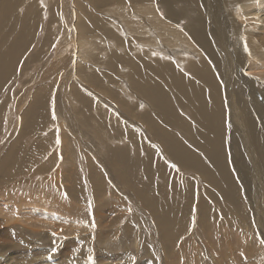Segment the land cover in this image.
<instances>
[{
	"label": "rangeland",
	"instance_id": "374dc122",
	"mask_svg": "<svg viewBox=\"0 0 264 264\" xmlns=\"http://www.w3.org/2000/svg\"><path fill=\"white\" fill-rule=\"evenodd\" d=\"M76 1L0 0V25L7 26L0 57L28 24L33 26L25 6L34 2L38 10L32 20L38 25L32 42L23 45L0 82V241L10 246L0 253V264H82L87 257L96 264L128 259L134 264L136 258L141 264H263L264 251L257 255L254 249L261 242L249 239L234 220H219L213 210L216 202L207 199L210 211L200 213L198 199L182 195L206 186L216 193L221 189L189 166H181L144 122L151 107L144 91L133 85L134 81L144 85L143 72L140 76L135 72L144 67H132V74L122 59L127 50L108 49L98 31L87 45L88 59L78 58ZM226 7L231 14V7ZM70 12L75 15L72 19ZM97 15L111 19L113 13L102 7ZM251 22L258 29L264 26V12L242 24ZM236 36L244 39L242 34ZM177 51L166 53L174 57ZM130 52L135 66L146 62L144 52ZM158 56L169 57L154 54L151 60L161 63ZM255 77L264 82V73ZM125 82L130 93L121 87ZM258 87L264 92V84ZM154 115L160 130L170 129L163 116ZM184 143L193 147L189 139ZM121 148L128 154L125 163L132 162L127 176L133 182L139 177L144 184H127L117 170ZM155 161L166 165L165 173ZM168 204L176 207L179 217L165 215L163 223L169 221L170 228H161L151 213ZM221 209L230 211L224 205ZM201 214L208 219L202 220ZM180 219L185 225L174 227ZM252 245L254 250L247 252ZM73 249L77 253L70 252Z\"/></svg>",
	"mask_w": 264,
	"mask_h": 264
},
{
	"label": "bare ground",
	"instance_id": "6f19581e",
	"mask_svg": "<svg viewBox=\"0 0 264 264\" xmlns=\"http://www.w3.org/2000/svg\"><path fill=\"white\" fill-rule=\"evenodd\" d=\"M87 1L88 4L77 0L73 7L77 14L76 41L77 51L80 52L78 58L88 59L87 45L91 42L90 38L93 36L91 34L94 31L102 35L101 43L105 42L108 49L127 50V56L122 59L131 66L132 74V67L135 69L144 67V71L139 69L135 71L137 76L143 72L144 85L133 82L141 93L144 91V97L148 100L146 103L151 107L150 111L144 114V122L148 123L154 133L156 132L159 141L164 142L165 147L181 166H189L201 174L210 185H217L221 189L216 193L210 186H206L197 193L189 194L183 191L182 195H189L192 200L198 199L200 213L210 211L211 203L207 199H212L218 205L213 210L219 220L222 217L224 221L234 220L240 230L248 233L249 239L256 242L264 240V92H258V84L264 82L263 79L255 77L257 72L264 73V26L258 29L253 22L246 26L242 24L264 12V9H261L264 0ZM33 4L30 7L27 4L23 9L27 11L29 8V13L33 16L28 12L27 14L31 16L29 22L33 26L28 24L22 30V34L17 35L19 37L13 45L7 48L5 51L7 53L0 57V82L12 70L13 61L21 53L23 45H29L36 34L38 25L35 26L32 20L36 18V14L38 15V10ZM15 5L13 2L10 9L13 10ZM228 5L231 7V14L227 12ZM102 7L113 13L111 19L97 15ZM72 12L69 16L71 19L74 15ZM6 16L4 20L8 19ZM65 20L67 23L66 16ZM69 25L71 27V24ZM4 26V23H1L0 40L7 32L3 30ZM150 34L154 38H150ZM241 34L244 35V39L236 36ZM5 44L3 40L0 48ZM171 49L178 50L174 57L166 53ZM132 50L144 52L146 62L135 66L129 57ZM154 54L161 56L165 54L169 57L166 59L164 56L161 58L158 56L157 59L162 60L160 63L151 60L155 59ZM171 59L175 63H172ZM174 64L179 66V69H175L176 67L172 66ZM239 82L241 85L235 89ZM121 87L130 93L126 88L128 87L126 82ZM247 98L251 99L252 103ZM144 105L141 106L144 108ZM154 113L163 116L171 130L164 127L160 130L157 126L161 125ZM188 139L193 143V147L184 143ZM62 146H66L65 141ZM195 147L199 152L193 149ZM119 154L121 157L116 160L115 166L126 182H129L127 184L135 185L134 182L144 184V180L142 182L139 177L133 182L131 176H127L131 172L132 162L125 163L128 154L123 148ZM155 165H159L161 168L159 170L165 173V164L161 165L155 161ZM153 166L154 162L151 161L150 170ZM202 195L206 199H201ZM222 205L231 212L221 209ZM163 208L152 212L154 215L152 217L156 224H161V228L164 225L170 228L169 221L163 223L164 216L177 218L179 213L173 205L168 204ZM195 209H198L197 205ZM219 212H222V215ZM200 216L202 220L209 217L207 214ZM182 224L185 225V222L180 219L174 227ZM254 246L247 248V252L256 249L257 255L263 254L264 243L261 242L253 249ZM9 249L8 244L0 241V253L8 252ZM75 249L70 252L77 253ZM68 257L73 259L74 255ZM138 259L132 262L141 264ZM130 261L108 260L105 264H129ZM82 264L96 263L92 259L89 261L87 257Z\"/></svg>",
	"mask_w": 264,
	"mask_h": 264
},
{
	"label": "snow or ice",
	"instance_id": "6c2138e0",
	"mask_svg": "<svg viewBox=\"0 0 264 264\" xmlns=\"http://www.w3.org/2000/svg\"><path fill=\"white\" fill-rule=\"evenodd\" d=\"M245 47H247V45L245 44ZM52 116H53V119H55V111H54V109H53V112H52ZM57 143H60V141H59V139H57ZM173 167H176V165H173ZM91 202H89V205H88V207H89V209L91 208ZM262 243H264V240H262L261 241ZM91 257H89V261H91Z\"/></svg>",
	"mask_w": 264,
	"mask_h": 264
}]
</instances>
